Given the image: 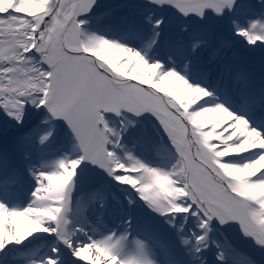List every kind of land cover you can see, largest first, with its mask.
Returning a JSON list of instances; mask_svg holds the SVG:
<instances>
[{
	"label": "snow or ice",
	"instance_id": "obj_1",
	"mask_svg": "<svg viewBox=\"0 0 264 264\" xmlns=\"http://www.w3.org/2000/svg\"><path fill=\"white\" fill-rule=\"evenodd\" d=\"M94 7L0 0V264H258L222 229L264 252V88L228 61L229 39L198 62L213 44L202 28L182 24L165 48L156 12L228 19L235 38L264 48V0H146L121 17L126 43L87 29ZM34 109L44 118L31 125ZM145 113L154 135L136 119ZM85 162L166 229L130 214L107 229L111 202L125 204L103 184L81 191Z\"/></svg>",
	"mask_w": 264,
	"mask_h": 264
},
{
	"label": "rangeland",
	"instance_id": "obj_2",
	"mask_svg": "<svg viewBox=\"0 0 264 264\" xmlns=\"http://www.w3.org/2000/svg\"><path fill=\"white\" fill-rule=\"evenodd\" d=\"M120 1H122V3H119L120 5L114 7L112 5L111 8L107 10L111 11L112 13L110 17L98 19L102 15V13H104L103 11L89 17L88 24L86 25L87 29L91 32H95L98 35L105 36L106 38L119 40V42L121 43H126L125 40L122 39L123 30L120 25L121 17L126 14H131L133 12L134 6L137 10H140V8L144 4H146V0ZM156 15L165 19V23L162 25L161 34V43L165 46V48L170 41L180 40L183 38L179 30L182 24L191 25L192 27L196 28H202L213 40V44L212 46L206 49H202L199 53H197L196 59L198 60V62H210L216 43L221 39H229L232 42V48L227 55L228 61L231 62L235 67H243L248 72H250L253 77V85L257 90L264 88V48H252L250 46H247L246 42L241 41L239 38H235L231 32L228 19L219 20L210 15L208 20L205 22H200L197 19L185 21L182 17L171 10H158L156 12ZM131 46L135 45L133 44ZM190 79H194V77H191ZM43 118L44 117L40 114L39 110L34 109L33 113L31 114V123H34L33 125H35ZM136 119L144 121L145 126L153 135L158 131L156 127V120L150 114L145 113L140 117H136ZM7 127H9L8 121L3 117L2 114H0V130ZM62 136H64L65 140L68 141L66 150L69 151L70 148L68 145L70 143V140H73L74 137L71 133V130L68 129L66 124L63 126ZM73 141L75 142V140ZM129 147H132V145L129 144ZM56 155L59 156L60 153L58 152ZM96 171H99L97 175L102 172L98 168L96 169ZM93 184V187L100 184L106 185L109 191L115 192L116 194L118 190L121 189H118L114 184V181H112L104 173H102V175ZM93 187H90L89 189L91 190V188ZM89 189L88 191H90ZM138 213H141L139 217H137ZM129 214L133 216L134 219L138 218L135 224L137 228L150 226L152 228H157L160 230L166 229L163 218L157 217L155 216V214L150 213V211L143 205L142 201L134 208L124 211V213H122V208L120 206H117L116 203L111 202V207H109V209L105 213V223L107 225V229H112L117 225H122L123 220L126 219ZM104 230L105 229L103 228L101 229V231ZM42 235L46 236L47 234ZM208 259L209 264H211L210 258ZM9 264H23V262L13 261L12 254H10Z\"/></svg>",
	"mask_w": 264,
	"mask_h": 264
},
{
	"label": "bare ground",
	"instance_id": "obj_3",
	"mask_svg": "<svg viewBox=\"0 0 264 264\" xmlns=\"http://www.w3.org/2000/svg\"><path fill=\"white\" fill-rule=\"evenodd\" d=\"M120 2L122 3V1H120V0L119 1L118 0L117 1L116 0L115 1L114 0H97L98 7H94L93 12L88 13L87 16L91 17V16L96 15L102 11L106 12L107 10H109V8H111L112 5H113V7L120 5L119 4ZM131 45H133V44L130 43L129 46H131ZM240 114H243V113H240ZM152 117L156 120V118L154 116H152ZM33 124L34 123H31V125H33ZM261 130L264 131V125L261 126ZM73 140H75V139H73ZM73 140H70V143L68 145L70 148L69 152L72 151V147L75 144V142ZM85 163L88 164V174L87 175H88L89 179L82 185L81 191L86 193V192H88V189L90 187L94 186L93 183L102 175L103 172H100L97 175V173L99 172V171H96L97 167L95 165L89 163V162H85ZM81 167L83 168L84 165H82ZM124 191H125V189L123 187H121V189H119L117 192V196H119L122 203L125 204V207L122 208V213H124V211L128 210L126 207V202L123 201ZM112 203H116V202L112 201ZM117 206H119V205H117ZM108 216H109V214H108ZM222 231L225 235L228 236V238L231 240V242L233 244H235L241 250L246 251L254 259H256L258 264H264V252H261V250H259L250 239L243 237V235L236 228H224V229H222ZM38 235L43 236L42 234H38ZM36 243H40V241H36ZM19 247L20 246H18V248ZM209 258L211 260V257H209Z\"/></svg>",
	"mask_w": 264,
	"mask_h": 264
}]
</instances>
